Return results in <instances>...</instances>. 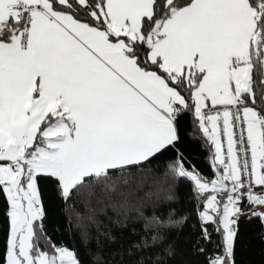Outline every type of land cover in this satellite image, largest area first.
<instances>
[{
    "label": "snow or ice",
    "instance_id": "6c2138e0",
    "mask_svg": "<svg viewBox=\"0 0 264 264\" xmlns=\"http://www.w3.org/2000/svg\"><path fill=\"white\" fill-rule=\"evenodd\" d=\"M188 114L212 178L185 167ZM178 178L206 264H238L241 218L264 225V0H0V264H83L47 234L42 184L96 224ZM185 220L152 215L153 243Z\"/></svg>",
    "mask_w": 264,
    "mask_h": 264
},
{
    "label": "trees",
    "instance_id": "16d2710c",
    "mask_svg": "<svg viewBox=\"0 0 264 264\" xmlns=\"http://www.w3.org/2000/svg\"><path fill=\"white\" fill-rule=\"evenodd\" d=\"M194 121L192 114L182 120L184 135L178 147L186 158L185 167L194 165L204 176L212 178L213 171L209 165L211 148ZM174 156V151L166 152L154 164L160 170H165ZM170 183L173 184L172 188L159 191L154 197L158 203L147 206L143 217L135 212L124 216L109 210L107 216L97 217L96 224L87 220L78 221L71 209L65 212L63 203L56 198L51 187L42 184L47 234L57 245L64 244L75 250L83 264H97V256L102 258L104 264H206L205 256L198 252L200 221L196 214L193 185L184 178ZM169 195H174L175 199L168 201L166 198ZM2 199L0 195V202ZM170 209H175L177 218L187 216V220L163 231L161 235L164 239L153 243L151 237L156 235V231L150 226V217L155 214L163 218ZM0 226L6 231L7 219L2 209ZM213 239L218 240L219 237L214 234ZM136 245L139 247H134ZM169 245L175 249L173 257L166 254ZM204 246L209 250L213 247L211 244ZM2 249L3 241L0 240V251ZM117 252L121 255L115 256ZM236 256L238 264H264V225L259 219L249 221L246 217L241 218Z\"/></svg>",
    "mask_w": 264,
    "mask_h": 264
},
{
    "label": "built area",
    "instance_id": "2783aa9c",
    "mask_svg": "<svg viewBox=\"0 0 264 264\" xmlns=\"http://www.w3.org/2000/svg\"><path fill=\"white\" fill-rule=\"evenodd\" d=\"M262 210H264V209H262Z\"/></svg>",
    "mask_w": 264,
    "mask_h": 264
}]
</instances>
